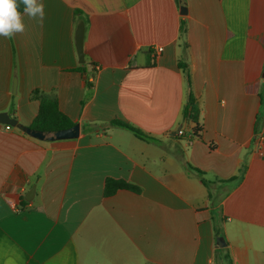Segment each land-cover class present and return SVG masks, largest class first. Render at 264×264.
I'll list each match as a JSON object with an SVG mask.
<instances>
[{
	"label": "crops",
	"instance_id": "crops-1",
	"mask_svg": "<svg viewBox=\"0 0 264 264\" xmlns=\"http://www.w3.org/2000/svg\"><path fill=\"white\" fill-rule=\"evenodd\" d=\"M180 1L40 0L42 24L0 36V112L18 121L0 123V264H264V0ZM35 89L77 138L26 133ZM108 178L141 192L106 197Z\"/></svg>",
	"mask_w": 264,
	"mask_h": 264
},
{
	"label": "trees",
	"instance_id": "trees-1",
	"mask_svg": "<svg viewBox=\"0 0 264 264\" xmlns=\"http://www.w3.org/2000/svg\"><path fill=\"white\" fill-rule=\"evenodd\" d=\"M78 14L79 13H76V15ZM181 67L184 69L186 73L188 86L191 88V82H192L191 76L188 73L185 66L181 65ZM78 71H83L87 74L85 68L83 67L79 68ZM85 83L87 87L92 88L93 85L90 82L89 77H87ZM30 97L32 100L37 101L39 103V111L37 116L34 118V120L28 126L23 127V129L26 131L28 135L34 137L32 134L27 132V130H30L32 133H40L42 136H44V139H40V138L37 139L53 140L52 136L56 132L64 129H69L76 125V123L72 121L60 109L58 95L55 92H46L41 89H35L31 92ZM200 116H201V111H200L199 103L196 100L193 93L189 92L186 104L184 105V109H183V119L190 124L191 123L194 124L195 127L193 128V132H192L193 136L194 135L197 136V132L198 133L201 132ZM113 124H117L127 128L140 139L143 140L151 139L148 135H146L142 131L128 124H125L121 121H113ZM199 172L202 173L201 171ZM121 189L129 190L137 194L141 192V189L138 186L133 185L127 181L108 178L104 186V195L106 197L113 196L118 190Z\"/></svg>",
	"mask_w": 264,
	"mask_h": 264
},
{
	"label": "clouds",
	"instance_id": "clouds-1",
	"mask_svg": "<svg viewBox=\"0 0 264 264\" xmlns=\"http://www.w3.org/2000/svg\"><path fill=\"white\" fill-rule=\"evenodd\" d=\"M22 4L23 13L19 10ZM27 15L42 24L44 5L40 0H0V36L11 39L17 33L25 31L23 16Z\"/></svg>",
	"mask_w": 264,
	"mask_h": 264
},
{
	"label": "water",
	"instance_id": "water-1",
	"mask_svg": "<svg viewBox=\"0 0 264 264\" xmlns=\"http://www.w3.org/2000/svg\"><path fill=\"white\" fill-rule=\"evenodd\" d=\"M181 7L180 13L183 16L188 14V5L185 3L184 0H181ZM76 50L77 55L79 58V63L84 65L85 64V54H84V23H80L77 27L76 31ZM262 78L264 79V69L262 73ZM17 78L14 79L13 83V92L16 93L17 90ZM0 123L11 126V127H18L17 119L13 118L7 112H0ZM28 133L32 134L36 138L44 139L40 133H32L30 130H27ZM80 135V126L77 124L69 129H64L56 132L53 136V140H66V139H75ZM36 192V185L27 193L25 199L26 201L30 202L34 197ZM217 245L220 247L226 246L225 238L224 237H217L216 239Z\"/></svg>",
	"mask_w": 264,
	"mask_h": 264
},
{
	"label": "built area",
	"instance_id": "built-area-1",
	"mask_svg": "<svg viewBox=\"0 0 264 264\" xmlns=\"http://www.w3.org/2000/svg\"><path fill=\"white\" fill-rule=\"evenodd\" d=\"M162 52H163V48L162 47H155L154 48V55L155 56L160 55ZM6 128L7 129H11V126L6 125ZM180 133H182V132H180Z\"/></svg>",
	"mask_w": 264,
	"mask_h": 264
}]
</instances>
